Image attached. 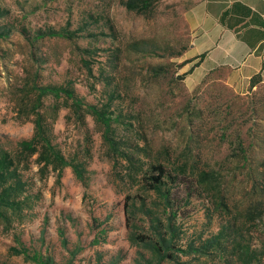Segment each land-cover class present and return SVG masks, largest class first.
I'll use <instances>...</instances> for the list:
<instances>
[{
	"label": "rangeland",
	"instance_id": "rangeland-1",
	"mask_svg": "<svg viewBox=\"0 0 264 264\" xmlns=\"http://www.w3.org/2000/svg\"><path fill=\"white\" fill-rule=\"evenodd\" d=\"M193 3L0 0V31L7 34L0 38V151L19 161L32 206L0 223V264H34L19 254L22 246L50 264H144L153 255L130 236L154 239L167 223L165 204L145 183L119 182L94 116L85 108L83 125L64 96H47L35 110L34 86L64 87L87 104L110 107L116 136L145 147V155L194 187L187 198L174 185L179 194L168 208L182 213L171 250L182 261L194 256H181L178 248L218 233L221 219L243 215L252 197L261 206L245 218L264 214V86L247 94L223 70L201 66L186 20ZM40 31L70 38H38ZM38 111L54 144L85 170L87 187L72 168L41 171L38 154H21L20 143L35 137ZM127 195L135 197L130 229ZM258 230L264 234V223ZM195 257L193 264H220Z\"/></svg>",
	"mask_w": 264,
	"mask_h": 264
},
{
	"label": "trees",
	"instance_id": "trees-1",
	"mask_svg": "<svg viewBox=\"0 0 264 264\" xmlns=\"http://www.w3.org/2000/svg\"><path fill=\"white\" fill-rule=\"evenodd\" d=\"M6 36L7 34L0 31V38ZM45 37L70 38L66 32H38V38ZM32 93L36 96L35 110L42 109L43 99L47 96H53L55 99L62 96L66 97L72 102V106L83 125L85 123L82 114L86 108L104 129L103 139L107 145L113 169L118 172L119 182L130 188L145 183L146 190L157 195L165 204L167 223L163 227V231L156 228L153 235L154 239L148 237L137 239L133 235L130 236L132 244H143L151 251L153 259L144 264H164L166 262L170 264H193L192 261L197 260L195 256L214 257L218 259L220 264H264V234L258 230L261 223H264V214H261L260 218L246 219V214L249 216L253 208L258 209V206H261L258 197H252L242 207L241 213L243 215L223 217L218 233L213 234L209 239L199 245L189 243L185 248H178L177 254L184 257L194 256L191 261H182L178 255L171 253L174 248L176 219L179 215L182 216V213L176 211L168 213V208L179 194L178 190L174 191L175 186L177 189L180 186L183 187L187 198L195 196L194 187L186 179L175 176V170H171L164 163L155 160L152 154L145 155V147L139 144L133 145L130 143V139L116 136L112 127L115 119L110 107L100 108L98 105L87 104L77 97L74 91L60 86H34ZM36 114L35 137L30 141L20 143L21 154L26 152L28 157L38 154L36 163L41 166V171L50 167H53L54 170L70 167L73 169L76 178L87 187L85 170L81 168V165L65 157L61 149L54 144L53 139L47 135L40 112L38 111ZM116 120L118 119L116 118ZM141 140L146 143L144 139ZM18 162L12 153L0 151V223L10 224L15 215L23 214L26 209L32 208L31 197L25 189L26 185L23 181V175L19 172ZM134 198L131 195H127L125 198L124 214L128 229H130L129 202ZM141 200L144 206L145 199L142 198ZM227 211L229 210L227 209ZM146 216L152 217L150 213ZM157 220L160 222L159 219ZM19 254L34 264L51 263L49 257H44L39 253L30 255L28 249L23 246Z\"/></svg>",
	"mask_w": 264,
	"mask_h": 264
},
{
	"label": "crops",
	"instance_id": "crops-1",
	"mask_svg": "<svg viewBox=\"0 0 264 264\" xmlns=\"http://www.w3.org/2000/svg\"><path fill=\"white\" fill-rule=\"evenodd\" d=\"M186 20L209 73L223 70L247 94L264 86V0H194Z\"/></svg>",
	"mask_w": 264,
	"mask_h": 264
}]
</instances>
